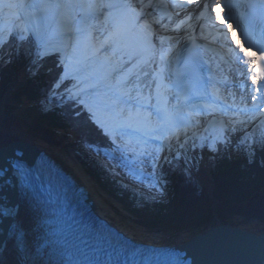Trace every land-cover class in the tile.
Listing matches in <instances>:
<instances>
[{"label": "snow or ice", "instance_id": "snow-or-ice-1", "mask_svg": "<svg viewBox=\"0 0 264 264\" xmlns=\"http://www.w3.org/2000/svg\"><path fill=\"white\" fill-rule=\"evenodd\" d=\"M186 2L191 3L192 0ZM236 6L227 5L229 8ZM246 6L258 10L264 23V0ZM154 7L167 5L165 0H35L33 3L0 0V68L10 65L15 57L24 56L28 59V75L35 78L46 59L55 54L54 59L61 72L48 96L41 101L40 110L44 113L52 111L49 98L71 75L77 81L74 86L77 94L83 92L89 97L88 101L79 100L88 115L80 119L81 110H76L74 116L77 119L73 125L85 149L96 157H102L106 166L117 161L110 167L126 169L130 179L140 183L147 180L153 190L150 199L156 201L166 195L165 165L173 171L179 169L188 182L195 184L197 181L186 154L179 151L187 141L186 135L184 142L179 136L181 124L186 120L177 111L180 93L172 94L176 104L171 105L166 94L169 90L161 92V85L157 83L156 103L153 104L152 87L141 81L142 76L149 75L144 69L155 62L158 46L164 44L161 30L168 27L152 14ZM199 7L216 11L220 6ZM216 19H221L219 14ZM42 23L47 25L43 30ZM181 24L183 21L177 24V28ZM227 28L233 31L231 24H227ZM160 59H165L163 51H160ZM259 59L264 61V54ZM247 63L252 67L247 71L240 69L241 75L251 74L252 84L259 85L254 91L260 93V100H264V83H260L264 81V67L251 57ZM94 78L97 83L90 82ZM101 80L117 99L107 92H88L89 88L96 89ZM81 84L85 86L79 87ZM145 87L148 88L147 94L143 91ZM251 98L257 99L256 96ZM133 100L135 105L127 106ZM121 103L126 107H120ZM153 117L156 122L176 129L168 137L154 138L161 141L175 138L179 148L173 151L169 143L165 153L163 143L151 150L145 147L136 154V162L128 161L122 155L128 147L123 129L132 127L128 121L150 124ZM184 132L187 133L186 123ZM92 133L104 137L105 145L89 143L87 137ZM144 143L147 144L146 141ZM213 150L216 153L213 159H216L230 151V146L225 141L223 147ZM237 151L245 154L249 164L255 163L257 152H264V138L245 144ZM118 152L120 156L116 155ZM22 155L19 151L15 153V157ZM143 156L149 157L147 162L140 159ZM261 164L264 165V160ZM10 170L15 180L5 178ZM80 196L82 192H78L45 157L41 156L33 166L9 158L7 167H0V264H122L108 251V248L115 250L113 239L116 234L111 229L94 228L77 212V206L82 202L77 199ZM22 210L24 216L21 215ZM100 253L107 259H101Z\"/></svg>", "mask_w": 264, "mask_h": 264}, {"label": "trees", "instance_id": "trees-1", "mask_svg": "<svg viewBox=\"0 0 264 264\" xmlns=\"http://www.w3.org/2000/svg\"><path fill=\"white\" fill-rule=\"evenodd\" d=\"M54 55L46 59L44 67L35 78L28 75L26 68L28 59L20 56L18 63V58L15 57L12 63L0 72V103L7 91L14 86L17 67L20 64L21 68H25L27 75L25 81L20 84L19 90L29 101L36 103L34 108L24 111L25 114H29L26 116L29 127L40 137L45 136L43 139L47 138V140H53L58 134L63 135V129L75 131L80 142L76 149L77 156L100 185L122 203L137 224L149 229L184 231L208 229L217 221L234 224V217L254 219L264 223V165L261 164L264 160V152L258 151L256 162L249 164L245 154L237 150L233 154L222 153L216 159H213V156H216L214 151V154L208 158L209 173L213 179L212 188L197 179L195 184L188 182L179 169L173 171L165 165L163 175L167 181V191L163 199L158 198L156 201L150 199L153 192L151 188L142 190L122 182L116 171L85 149L79 132L73 126L74 120L77 119L74 116L76 110H81L80 119L85 118L88 113L78 99L71 98L70 93L64 90L66 85L72 82V78L59 89H55V92L58 90L61 95L57 94L49 98V107L52 111L44 113L40 110L41 101L48 96L49 89L61 72ZM15 96V100H19L20 96L17 93ZM5 106L7 114H11L15 109L9 102H6ZM13 119L19 120V116L14 115ZM13 123H9L11 133L16 131L15 127H19V125L13 126ZM4 126H8L6 122ZM262 138L264 137L261 135L260 139ZM87 140L89 143H99L101 146L106 143V139L96 133L89 135ZM224 142L221 135H217L212 149L223 147ZM252 143V140L247 139L240 148ZM188 162L198 170L199 165L195 156Z\"/></svg>", "mask_w": 264, "mask_h": 264}, {"label": "bare ground", "instance_id": "bare-ground-1", "mask_svg": "<svg viewBox=\"0 0 264 264\" xmlns=\"http://www.w3.org/2000/svg\"><path fill=\"white\" fill-rule=\"evenodd\" d=\"M225 7L227 8V5H225ZM233 14L229 13L226 9V18L231 20L232 19ZM163 23V22H162ZM236 20H234L232 22V29L233 31H229V38L232 39V44L234 45V48L236 49V55L234 56V62L237 65V68L239 69H243L245 71H247V69L251 68L252 65L247 63V60L249 57H251L253 59L254 55L251 54L248 51H245V49L242 48L241 44L238 42L237 38H236ZM31 27V25H29ZM44 27L42 26V29ZM163 31V29L161 30ZM174 39V38H173ZM237 45H239L240 47H237ZM158 62L164 64L165 63V68H158V65L161 66L160 64H158ZM217 62L220 63L221 59H217ZM170 63H169V59H167L165 57V59L163 61H161V59H157L155 60L154 63L148 64L144 71L148 72L149 75L148 76H142L141 77V81L143 84L145 85H150L153 89V101L152 103L155 104L156 103V99H155V87L156 84L159 83L161 85V92H164L165 89H168L166 87V79L169 77V73H170ZM102 73V69L100 70ZM233 77L235 78V81L232 82V89L230 90V87L225 86L227 92H230L229 96H232L233 94V89L234 92H237V90L239 92H241L242 94H246V97L244 99L242 98H235L236 102H239L238 107L235 106H226L224 103L221 102V104L217 105V109L219 112L222 113V115H224L225 117L227 115H236V114H240L239 116H242V118L244 119L242 122L239 120H235L232 122H227L226 124L223 123L222 121H217L216 119L213 118V124L216 127H220L222 128L223 133L227 136L230 137L232 141V144L236 141H242V139L244 137H251V138H255L256 135H249L248 133H250L251 131H256L257 133H259V130H263L264 129V122H257V124H254V120L251 123V125H249V123L251 122V120H248L249 116H252L253 118L257 119V117H259L260 115H262L264 113V100H260L259 98L254 99L255 103L253 102V99H250L249 97H252L253 94V87H255V85L252 84L251 81V75H249V73L247 75H241V71L238 70L237 72H234ZM21 78V76H19ZM225 82L226 85V80H219L216 85H218L219 87H223V83ZM264 82V81H263ZM104 83V82H103ZM237 89V90H236ZM169 90V89H168ZM216 91H218L215 88ZM144 93L147 94L148 92V88L145 87L143 89ZM107 92L108 95L112 96L113 99H117L118 97L116 95H114V93L112 91H109V89L105 88L102 91ZM101 92V93H102ZM167 98L170 101V104H172V91L169 90L167 93ZM133 95H135V92L133 93ZM232 98V97H231ZM228 99L232 102H234L235 100H232L228 97ZM246 101L252 102L249 104H246ZM135 100L133 101H129L127 106H132L135 105ZM219 103V101L217 102ZM246 104V105H243ZM251 106V108H250ZM254 106V107H252ZM120 107H126V105H124L123 103L120 104ZM153 110V109H152ZM206 112L202 111V114L200 113H193L191 115V117L189 118V124L188 127H192L193 130H195V133H189L187 132L185 134L184 132V127L181 125L180 127V131H179V136H180V140L181 142L185 141V135L187 136V141L185 143L184 148H179V145L176 141L175 138H173L172 140H168L165 139L168 143H171L173 146V149H178L179 151L182 152L184 149H188L191 146H200V155L202 158H204V155L206 154V148L202 149L204 146L205 141H211L213 140L214 136L216 134H219V131H216L212 129V125L207 126V124L205 123V119L204 117ZM237 115V116H238ZM238 116V117H239ZM235 121L237 122V124L235 123ZM249 121V123H248ZM128 123H131L132 128H137L139 130H141L142 134H148L149 133V137H157V136H161L163 135L164 137H168L170 135H172L173 133L176 132L175 128H169L167 125L163 124V123H158L155 121V118L153 117V122L150 124H142V123H138L137 121L133 120V121H128ZM1 125V124H0ZM138 126L140 128H138ZM154 129V130H153ZM7 132V131H6ZM68 134H70L68 132ZM22 138L16 139L14 141L19 142L20 143H28L29 146H38V144L34 141V139L32 138H28V137H24L23 134ZM71 135L67 136L65 139V142L67 143H76L72 141V138H70ZM155 139V138H154ZM67 140V141H66ZM157 140V139H156ZM12 140H8L6 138V135L4 134V130L1 128L0 126V147L3 146H9V142ZM125 141V139H124ZM65 143V146H66ZM16 146V144H15ZM40 146V145H39ZM44 148V150H46V146H42ZM205 147V146H204ZM70 148V147H67ZM198 150L199 148L196 147ZM48 149V148H47ZM71 149V148H70ZM57 153H54V157L51 156L53 159L55 158L56 161L61 162L67 169H69L71 171V173L73 174V177L75 179H77L78 181H80L82 184L84 183V185H86L87 189H88V194L89 197L93 199V204H94V208L95 210H97V212H99L100 214H103L109 221H113L114 223L117 222V224H120L117 219H119L117 216L118 214L114 211V210H110L109 208H107V206H105L107 204L106 200L104 199L103 195L101 194L100 189L92 182V180L86 175V173L84 172L83 168L81 166H77V163H73V160L71 158V156L66 154V150L64 149V147H58L55 149ZM205 150V151H204ZM199 151V150H198ZM75 161V160H74ZM204 164L206 165V161L205 159H203ZM95 200V201H94ZM21 215L24 216V211L22 210ZM117 215V216H116ZM115 216L116 218H113ZM123 226L124 230H127L129 234L134 235V237L138 236V237H145V234L143 231L141 230H137L136 233H134V229L130 228L129 226L125 225V224H121ZM247 226V225H246ZM248 227V226H247ZM252 228V227H249ZM153 237V236H152ZM159 237H153L150 238L151 240H154V242H156V239H158ZM178 244V243H176Z\"/></svg>", "mask_w": 264, "mask_h": 264}, {"label": "rangeland", "instance_id": "rangeland-1", "mask_svg": "<svg viewBox=\"0 0 264 264\" xmlns=\"http://www.w3.org/2000/svg\"><path fill=\"white\" fill-rule=\"evenodd\" d=\"M17 62L20 63L19 58H18ZM4 68L5 67L0 68V72H2V70ZM26 68H28V66H26ZM26 75L27 74H26L25 68H21L20 64H18L16 75H15V81L13 83L14 86H12L7 91L6 95L4 96L3 101L0 103V124H1L0 126L4 130V134L6 135V138L8 140H11V139L16 140V139L22 138L21 134H23L24 137L34 139V141L38 144V146L40 145L39 147L41 149H44L42 146H46V148H49V149L50 148L56 149L58 147H64V149L66 150V154L71 156L73 163H77L76 165L80 166V164L78 163V159L75 156V154L77 155L76 149L78 148V144L80 143L79 138H78L79 136L76 134L75 131H72V129H63V135L58 134L57 135L58 142L56 145H53L52 140H49V139L47 140V138L43 139L45 136H43V138L40 137V135H38L37 132H34L32 130V128L29 127V124L26 121V116L29 114H27V113L25 114L24 111L29 109V108H34L35 102L29 101V99H27L26 95H24V93L20 92V90H19V86L21 83H23L25 81ZM19 76H21V78ZM62 84H63V82H62ZM79 87H81V86L79 85ZM59 88H57V89H59ZM103 89L104 88H99L98 90H93V91L94 92H102ZM72 91H73V94H75V96H76L77 95V89L74 87L72 89ZM16 93L20 96L19 100H15ZM57 94L61 95L58 92V90L55 92V95H57ZM83 95H84V99H85V97H86L85 93L82 94V96ZM75 96H73V97H75ZM73 97H71V98H73ZM88 99L89 98H87V100ZM6 102H9L12 105V107L14 106L13 108H15V109H13L11 114H7V112H5ZM14 115H18L19 120L13 119ZM5 122L8 125L6 127L4 126ZM16 122H17V124H16ZM18 122H19V124H18ZM9 123L10 124L13 123L12 124L13 126L19 125V127L18 128L15 127L16 131H12V133H11V131H9ZM138 128H140V127L138 126ZM123 131L126 133L124 139H125V143L128 145V147L122 153V155L128 161L136 162V154L139 153L143 148L147 147L149 150H151L152 148H154L157 145H160L161 143H163V146L165 148V153L167 152V146L169 145V143L165 139L163 141L156 140L152 136L149 137V133L148 134H142L141 130H139L137 128H132V127L125 128V129H123ZM68 132L70 134H68ZM10 134L12 136H10ZM69 135H71L70 138L73 137L72 141L75 142V140H76L75 144H73V143L70 144L68 142L67 143L65 142L66 137ZM261 135H262V129L259 130V133L256 136L255 140H259L261 138ZM243 140L244 139H242V141H240V140L236 141L233 144L230 143V145H229L230 151H225V152L233 154L234 151L237 150L238 148H240V146L244 143ZM250 140H252V139H250ZM255 140H252V142H254ZM145 141L147 142L146 145L144 143ZM214 142H215V140H214ZM214 142H213V140L207 141V142L205 141V143H204L205 147L203 146V148H202V149L206 148V154L204 155V158H202L200 155V146H196V145L194 146L193 145L190 148L184 149L182 151V153L186 154L188 161L192 160L193 156H195L197 158L199 168L197 170L194 167H192L193 175H194L195 179L204 182L209 188H212L213 181H212V178H211L210 173H209L208 158H209V156H212L214 154V150L212 149ZM65 143H66V146H65ZM67 147H70L71 149L67 148ZM114 147H115V145H114ZM196 147L199 148L198 149L199 151L196 150L197 149ZM233 149H234V151H233ZM173 151H175V149H173ZM225 152L223 154H225ZM165 153H161V155H163ZM116 155L120 156L121 153L118 152V153H116ZM97 158H99L100 160H102L104 162V159L102 157H97ZM140 159L145 160L147 162L149 157L143 156V157H140ZM203 159H205V161L207 163L206 165L204 164ZM116 163H117V161H111L110 165H113ZM110 165L108 167H110ZM111 169H113V168H111ZM113 170L117 172L118 178L122 182H124V183H126V184H128L134 188H141L142 190H145L146 188H150L147 180H145L144 183H140V181H138V180L130 179L129 176L127 175L126 169H124L122 167H116ZM97 187L100 189L99 192H101V194L103 195L104 199L107 202V204L105 206H107V208H109L110 210H112V207L114 208V210H117L119 215L118 216L116 215V216L118 218L120 217V219H117V221H122V222H120L121 224H123V222L126 223L127 226H129L130 228H133L135 230L134 233H136L137 230H141L144 232V234L149 235V236L151 234H152V236L158 235L159 237H161L160 239L162 241L167 242V243H182V242L187 241L188 239H190L194 235H196L198 232H205L211 228V227H209L208 229L202 228V229H197V230L177 231V230H172V229H149V228L140 226L139 224L134 222L132 216L128 212H126L125 210H122L120 208V206L115 201H113L111 198H109L105 194L107 192L106 190H104L102 187H99V186H97ZM114 218H116V217L114 216ZM234 221H235V223L231 224V225H241V226L247 225L248 227H252L251 228L252 230L258 231V232H261L264 229V223H261L258 220H254V219L245 220L244 218H241V217H234Z\"/></svg>", "mask_w": 264, "mask_h": 264}, {"label": "water", "instance_id": "water-1", "mask_svg": "<svg viewBox=\"0 0 264 264\" xmlns=\"http://www.w3.org/2000/svg\"><path fill=\"white\" fill-rule=\"evenodd\" d=\"M18 143L12 140L9 146L0 147V167H7L9 158L28 160L36 154L26 143ZM17 151L23 155L15 157ZM9 177H12L11 170L5 178ZM77 199L82 201L77 212L97 223L94 208L81 197ZM176 247L187 257L189 264H264V229L258 232L247 226L217 221L209 230L198 232Z\"/></svg>", "mask_w": 264, "mask_h": 264}]
</instances>
